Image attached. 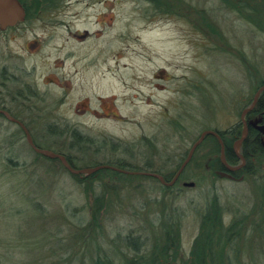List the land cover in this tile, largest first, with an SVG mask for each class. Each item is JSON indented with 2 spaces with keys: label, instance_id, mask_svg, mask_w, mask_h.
<instances>
[{
  "label": "rangeland",
  "instance_id": "obj_1",
  "mask_svg": "<svg viewBox=\"0 0 264 264\" xmlns=\"http://www.w3.org/2000/svg\"><path fill=\"white\" fill-rule=\"evenodd\" d=\"M24 1L30 10L25 26L13 32L0 29V76L8 79L10 89L12 85L14 88V94L5 92L3 87L8 86L0 78V98L11 107L22 103L32 109L27 112L24 107L23 117L34 122L33 127L28 126L33 143L34 139L43 146L54 143L63 153L77 159L79 170L97 167L94 163L104 158H123L140 176L125 182L104 173L83 174V183L77 184L69 172L55 163H35V154L24 134L0 118L2 264H80L81 259L92 264L93 252L88 248L93 247L92 243L99 244L116 264H123L125 257L120 254L123 245L119 241L112 243L117 236L132 234L154 244L168 226L166 222L176 223L180 233L179 255L187 256L198 235L201 216L215 198L230 216L236 210L256 215L259 198L264 196L260 189L264 191V164L257 160L251 167L253 173L242 180L223 179L212 172L210 164L215 156L206 145L187 172L190 178L163 195L161 185L141 173L169 174L175 171L171 167L175 155L182 152L187 158L205 131L224 132L245 122L242 114L251 107L264 82V0L251 1L246 12L232 11L220 0H184L183 3L169 0L176 14L155 17L145 12L148 10L145 4L135 3L138 0H67L61 9L45 12L33 6L34 0ZM198 8L207 13L208 16L201 11L203 18L207 16L211 20L210 26L202 20ZM98 19L106 20L107 28L97 24ZM78 31H89L90 39L80 41L75 36ZM118 54L125 57L120 60L121 67H132L121 69L123 78L117 75L115 78L111 71L118 68L115 67ZM151 58L152 62L146 60ZM88 62L96 65V71L101 68L109 79L100 84L102 91L95 92L89 73L84 77L85 83L82 72L78 77V70L86 69L83 65ZM144 67L149 72L162 68L170 73L175 70L179 76L187 69L194 84L191 96L176 97L177 101L171 102L172 95L166 91L159 94L158 104L137 103L138 114L129 123L74 114L78 103L86 102V105L90 100L93 110H97L98 94L106 96V100L110 95L121 97V113L131 117L128 114L132 106L123 102V98L133 93V87L127 89L122 83L127 80L130 84V76L139 75ZM32 68H36L37 80L30 106L24 94L16 98L14 84L19 76L30 78L26 76ZM46 77L54 83L44 85ZM64 78L73 87L66 104L60 107L59 114L65 120L55 119L59 117L57 100L63 98V91L56 83L65 84ZM98 78L101 75H95L96 81ZM178 84L182 83L177 81ZM43 108L57 111L53 110V118L38 117ZM55 123L77 125L96 139L107 136L119 139L128 149L111 151L110 145L100 153L70 149L69 136L61 140L56 136L51 138L47 132V127ZM143 136L155 137L158 150L154 152L146 146L136 149ZM239 141L235 143V151L242 156ZM95 154H99L97 159ZM17 160L25 166H15ZM151 164L154 166H146ZM185 183H195V187H184ZM98 197H104L107 204L99 219L101 231L94 229L86 234L69 214L81 213L88 220ZM32 204L37 213L33 212ZM91 234L96 236L95 243L81 239ZM243 245L245 264H264V225L250 233ZM124 253L132 256L127 249Z\"/></svg>",
  "mask_w": 264,
  "mask_h": 264
},
{
  "label": "trees",
  "instance_id": "obj_2",
  "mask_svg": "<svg viewBox=\"0 0 264 264\" xmlns=\"http://www.w3.org/2000/svg\"><path fill=\"white\" fill-rule=\"evenodd\" d=\"M19 1L26 7V2L24 0H19ZM66 1L67 0H34L33 6L36 5L39 11L45 12L44 10L47 9H51V10L56 8L61 9L63 7V3ZM178 1L183 3L184 0H178ZM220 1L225 5L226 8H229L232 11L237 10L239 12H246L249 11L246 5L254 0H220ZM135 3L145 4L146 8L148 9L145 12L147 14L152 13L154 17L155 15L174 16L176 14L175 6L170 4L169 0H138ZM27 10H28V16H30L29 8H27ZM187 10H190V8H188ZM199 10L200 11L198 10L197 11L201 13L202 20L206 23V25L210 26L212 22L207 17L208 16L207 13L204 10L201 9ZM201 11L204 13V15L207 16L203 18L202 15L203 13ZM0 78L4 79L2 78V76H0ZM4 81L8 86L6 87L5 85V87H3L5 89V92H8V94L11 93L14 94L13 85L10 89L8 85L9 83L8 79L7 80L4 79ZM192 86H194V84H192ZM195 86L197 87L198 85L195 84ZM260 86L261 89L264 86V82L261 83ZM15 92L17 99L22 98V95L20 94L22 92H18V94L16 90ZM32 92L35 93L34 91ZM31 97H33V94H31ZM0 102L5 103L1 98H0ZM28 102L31 101L28 100ZM261 115L264 117V91L260 94L254 109L246 116V120L250 122L251 119ZM43 116H47V115H41L39 112L38 117H43ZM1 118L4 120V122H7L10 126L18 128L19 134L23 133V131L19 127L15 126L12 123H9L6 119H4V117ZM24 121L28 124V126L30 124L33 127L34 125L33 121H28L27 119H24ZM8 124L4 125L7 129H8ZM47 132L50 134L51 138L53 136H56L61 138L62 140L64 136L68 135L69 129L63 130V128L59 127V123H55L47 127ZM243 132H244V123L240 122L239 124L233 126L227 131L224 132L219 131L220 139H218V137L216 136H211V135L207 136L203 141V143L201 144V146L198 147V149L194 153L191 161L184 168L178 181H176L173 184V186L164 185L161 183L160 180L154 177L144 176L142 174L141 176L156 181L159 185H161L160 188L163 195L164 193L173 190V188L178 186V184L181 183L182 181H186L187 179L190 178L189 176H187L188 170L193 165V163L196 160H198L199 158L197 157L198 153L200 151H203V149L206 148V145H208L215 156V158L212 160L210 164L211 170L215 174V176H218L223 179H229L232 181H240L244 178V176L253 173V170L251 169L253 165V161L257 160L259 161V164L260 163L264 164V145H263L264 136L259 131H257L252 127L249 128L248 136L242 143L241 146L242 156L236 153L235 143L242 138ZM15 134L16 132L13 135ZM261 137H263V141L261 140ZM71 139H72V143L70 145V149H80L81 151H87L86 145L92 144L87 139L80 138L75 132H72ZM107 142L109 141L104 140L100 143L102 145H106ZM140 143L141 142L137 143L136 149L139 148ZM34 144L40 149H51L56 153L58 152L62 154L66 158L68 164L73 169L79 170L77 167L78 166L77 159L66 153H63V149L59 147L56 148L54 143L51 142L50 143L51 145L46 144L43 146V144L41 143L39 144V142L34 139ZM144 146H146L147 148H149L154 152L157 151L159 148L158 141L156 139L155 140H153L152 138L147 139V137ZM120 148L121 146L117 145L115 149L118 150ZM123 148L128 149V147H123ZM33 152L35 154V158H34L35 163H39L40 161L55 163L57 166L61 167L66 173L69 172L58 159H52L45 155L38 154L34 150ZM185 155H186L185 153L182 155V152H180L179 154L175 155V159H173V161L171 162L172 163L171 167L175 169V171L177 172L172 171L169 174H165L162 171H160L153 173L160 175L167 183L172 182L173 179L176 177L177 173L180 171L182 165L186 162L187 158L184 157ZM221 158H223L224 162L221 161ZM243 161H244V166H242L240 169L236 171H230L227 168V166L231 168H238L243 164ZM15 162H16V164H14L15 166L16 165L25 166V165H21L19 163V160ZM151 166L152 165H148L147 167H151ZM116 168L129 173H123L111 169H104L96 172V174L98 173L97 175H99L100 173H104L110 176L112 179L116 178L119 179L120 181H125V182H132L134 179H138V176H140L138 174H132V172L137 171L133 167L127 165L126 166L119 165L116 166ZM47 175L49 176L50 174L47 173ZM69 175L77 184L83 183L81 180L82 175H73L70 172ZM187 188H191V187H187ZM260 189H261V193L264 194V191L262 192L263 189L262 188ZM104 191L107 192L105 187H104ZM259 201H260L259 202L260 207L256 211V215L254 214V212L247 213L245 211L236 210V213L230 216L225 211V209L220 205L219 200L215 198L214 202L207 207V210L201 216L198 235L195 238L190 253L187 256L179 255L180 245H179L178 236L180 235V233L176 229L177 226L175 222L173 223L166 222L168 224L167 226L168 228L166 227V229L163 230L162 236L158 237L154 244H152V242L149 243L147 240H143L139 236H133L132 234L127 235L125 237L117 236V238L113 240L112 243L116 244L119 241L121 245H123L124 249H127L130 252V254H132V256H128L127 253L126 254L124 253V249L121 250L120 254L125 257V261L123 264H245L243 260V255L245 254L244 253L245 247L243 245V242L247 239L250 233L257 231L258 226L264 225V196L262 197V199L259 198ZM32 207L35 209V211L33 212L37 213V209L33 206V204ZM106 208H107V204L105 203L104 197L103 198L98 197L94 199V206L88 220L86 215L84 214L82 215L81 213L74 212L72 214L70 213L69 215L72 219H75L77 223L76 224L77 227L84 228L82 229L83 232L88 234L89 231L91 233L94 232V229L100 230L99 219L101 218V216H103ZM228 216H230L229 220L227 218ZM85 238L87 242L95 243L94 240H96V236L94 234H91L90 236H85L81 239L83 240ZM92 246L93 247L88 246V248L89 249L91 248L93 252L92 264H116L113 258L111 259V257L108 256V254L102 252L99 244L95 246L92 243ZM8 256H11V253H9ZM81 260L82 261H80V264H86L83 259ZM0 263L2 264V262Z\"/></svg>",
  "mask_w": 264,
  "mask_h": 264
},
{
  "label": "flooded vegetation",
  "instance_id": "obj_3",
  "mask_svg": "<svg viewBox=\"0 0 264 264\" xmlns=\"http://www.w3.org/2000/svg\"><path fill=\"white\" fill-rule=\"evenodd\" d=\"M99 3H101V2H99ZM24 9L26 11V18H25V20L23 22H19V23H17L13 27H7L5 29H1L0 28V29L2 31L5 30L7 32H13V31L18 30L21 27H24L25 24L28 22V19H29L28 10H27V8L25 6H24ZM111 21H112V19H111ZM105 22H106V20H105ZM105 22L104 21H99V19H98L97 24H99L102 28H107V25H106L107 22L106 23ZM75 36L77 38H79V39L81 38L80 41H85V40L90 39V33H89V31H86L85 33L78 31V32L75 33ZM127 50L128 49H124L123 51H127ZM105 52H109V51L106 49ZM123 57L124 56H121L120 57V55L118 54V57L116 58V61L117 62H116V65H115V67H118V68H116L114 70H111L114 73V77L115 78H116V75L123 78V76L121 75V73H122V70L121 69L122 68H124V70L125 69H130V70L132 69L131 65H129V66L128 65H124V66L121 67L120 60H122ZM146 60L148 62H152L153 61L152 58L151 59H146ZM105 61H106L105 64H107L108 63V60L106 59ZM83 66L86 69L82 68V69L78 70V72H77L78 77H79V74H81V72H82V78H83L82 81L84 82V77L89 73V75L91 76V83H92V85L95 84L93 86V88L96 89L95 92L99 91L100 90V84L102 82H103L102 84H105L109 80L107 78V75L104 73V71H102L101 68L98 71H96L94 69L96 67V65H94V64H92L90 62H88L86 65H83ZM35 69L36 68H32V70L27 73V76L26 77H30V78H25L24 79L22 76H19V77L15 78V88H16L17 94H18V92H22L20 94L21 95L24 94L25 97L27 98V100H31V101L33 99V97L31 98V94L34 95V93L32 92L33 91V87L35 85L34 83L37 80L36 79V70ZM189 70H191V69H189ZM187 73H189V71L186 69L184 71V73L181 76H179V75H176L175 74V70H174V72H171L170 73L169 71L167 72L165 68L156 69L154 71L149 72V69L146 68V67H144L142 69V71H140V74L139 75L135 74L134 77H131L130 76V80H131L130 84L127 83V80H126V82H124L122 84L127 89L130 88V85H132V87H133L132 88L133 93L130 94L129 96H127V98H125V99L123 98V102H129L130 105L132 106V108L130 107V109H131L132 112L128 114V115H132L131 117H125L124 115H122L121 108H120V105H119V100H122V98L119 97V96H117V95H110L111 97L108 100H106L105 99L106 96L96 94L97 97L95 99H96V101L98 103H100V105L97 108V110H93V108H92L93 106H92V103H91V100H90L87 103L88 105H85V103H83V105H84L83 106L82 105V102L81 103H78L77 104V108L74 111V114L77 113V115L79 117H82V116H91V117L95 118L96 120H101V121H103V120L104 121H106V120H114L117 123H129V121L134 120V118H136V114H138L137 107L135 106V104H137V103L148 104V105L158 104V102H159L158 101V97H160L159 96L160 93H163V92H166V91L168 93H171V95H172V97L170 98L171 99L170 100L171 102H173V101L176 102L177 101L176 97H180V98L190 97L191 96V93H192L191 92V88H193V86H192L191 78H188ZM95 75H101V78H98L99 80L96 81L95 80ZM46 79H48V78L47 77L44 78V81ZM64 80H65V84L60 83V82H57L56 83L57 87L58 88H61L62 91H63V94H62V97L63 98L60 97L57 100L58 107H59L58 108L59 109L58 114H59L60 110L62 109V107L66 104L65 103L66 102V99H68V97L71 94L72 89H73V87L71 86V84L65 78H64ZM46 81H47V83L45 82L46 84L44 83V85H49V84L54 83L53 80H46ZM177 81H179L180 83H182L183 86H182V84H178L177 85ZM136 86H138L139 88L136 87ZM28 88H30V90ZM100 91H102V90H100ZM5 103L0 102V111L8 113L12 118H14L17 121H19L20 123H22L26 127V129L28 130V132H30L28 125L24 121V119H27V118H25V117L22 118L24 116L22 113H24V107H25V105H23L21 103L20 105H17L16 107H11L8 103H6V104ZM28 104H29V102H28ZM105 106H108V107L106 108ZM60 107H61V109H60ZM81 107H82V109H81ZM83 107H85V108H83ZM133 107H134V110H133ZM108 109H112V110H108ZM53 110H56L57 111V109H53ZM53 110L51 108H43V109L40 110V114L41 115H47V116L53 118V116H52ZM81 110H83V112H81ZM25 111L31 112L32 109L25 107ZM1 117H4V119H6L9 123H12L15 126L19 127L23 131V133L25 134V136H26L25 130L22 128V126L20 124L13 123V122L9 121L8 118L5 115H3V114H0V118ZM61 118H63L64 120L67 119V118H65L62 115V113L59 114V117L58 116L55 117V119H61ZM252 121H260L259 125H263L264 124V117L262 115L261 116H257V117H255V118H253V119L250 120V122H252ZM245 122H247L248 125L250 123L248 120H245ZM138 125L143 127V124L142 123H140ZM59 127L60 128H63V130H68L69 129V133L67 135V136H69V139L71 140L70 143H69V148H70V145L72 143V139H71L72 132L77 133V135L80 138L87 139L88 141H90L92 144H87L86 145V149H87V151L90 150V151H92L94 153L103 152L104 150L107 149V146H109V145H110L111 151L112 150H114V151L117 150V149H115L117 145H120L121 146L120 149H122L123 147H125V144L121 140L115 139L113 137H108L107 136V137H103L102 139H100V138H98V139L93 138L89 134H85L80 128H77V125L73 127L69 123V124H66L64 126H60L59 125ZM208 131H210V130H208ZM214 132H216V133L219 134V131H216L215 130ZM150 138L151 137H147V139H150ZM152 139L155 140L156 138L154 137ZM104 140H108L109 142H107V144L105 143L106 145H102L100 142H102ZM261 140L263 141V137H261ZM145 141H146V136H143L141 138V140L139 141V142H141L139 144V146L144 147V145H145L144 142ZM35 147L38 150L50 151V150L40 149L36 145H35ZM32 149L36 153H38L34 148H32ZM77 150H80V149H77ZM38 154H41V153H38ZM57 154H60V153H57ZM60 155L63 156L62 154H60ZM188 156L189 155H187V158H188ZM98 157H99V154H95L94 155V158L95 159H97ZM52 159H54V158H52ZM94 161H96V160H94ZM147 161L150 162V160H147ZM94 164H97L98 166H107V167H113V168H116V166H119V165H125V166L127 165V166H130V164L128 163V161L126 159H123V158H117V159H114V158H104V161H102V162H96ZM151 165L154 166L153 164H151ZM146 166H148V165H146ZM132 173H137V172H132ZM147 173L148 172L141 173V174L144 175V176L152 177L150 175H147Z\"/></svg>",
  "mask_w": 264,
  "mask_h": 264
},
{
  "label": "water",
  "instance_id": "obj_4",
  "mask_svg": "<svg viewBox=\"0 0 264 264\" xmlns=\"http://www.w3.org/2000/svg\"><path fill=\"white\" fill-rule=\"evenodd\" d=\"M25 18H26V11L24 9V6L22 5V3L19 0H0V28L1 29H5L7 27H13L17 23L23 22L25 20ZM263 91H264V86L257 92L256 97H255L251 107L243 112V114H242V118L243 119H244V117H246L254 109L255 105L257 104L258 98H259L260 94ZM0 114L5 115L8 118L9 121H11L13 123H18V124H20L22 126V128L25 130V133H26L27 142L31 145L32 148H34L38 153H41V154H43V155H45V156H47L49 158L59 159L62 162V164L66 167V169L73 175H83V174L91 175V174H94V173H96V172H98L100 170H104V169H111V170L120 171V172H123V173H129V172H126V171H123V170H119L117 168L107 167V166H97V167H94V168L82 169V170L73 169L68 164L66 159L63 156H61L60 154L54 153L52 151H42V150L36 149L32 139H31L30 133L28 132V130L26 129V127L22 123H20L16 119L12 118L6 112L0 111ZM243 123H244V132H243L242 138L239 141L240 144H242L243 141L247 138L248 132H249V127H252L254 129H256L257 131H259L264 136V124L263 125H259L260 121L250 122L249 125L247 124V122H243ZM209 135L216 136V137H218V139H220L219 134L214 132V131H206V132H204L202 134L201 138L199 139V141L196 142L195 145L193 146V148L191 149L186 162L183 164V166L181 167L180 171L177 173L176 177L173 179L172 182L167 183L158 174L147 173V175H150V176L160 180L161 183L164 184V185L172 186L178 180V178L180 177L182 171L187 166V164L191 161L196 149L202 144L204 139L207 136H209ZM223 162H224V160H223ZM243 165H244V161H243V164L240 167H238V168H231L229 166H227V168L230 171H236V170L240 169ZM132 174H138V173H132ZM184 186L185 187H194V183H185Z\"/></svg>",
  "mask_w": 264,
  "mask_h": 264
},
{
  "label": "bare ground",
  "instance_id": "obj_5",
  "mask_svg": "<svg viewBox=\"0 0 264 264\" xmlns=\"http://www.w3.org/2000/svg\"><path fill=\"white\" fill-rule=\"evenodd\" d=\"M106 17V16H105ZM111 17V16H110ZM108 18V17H107ZM103 19V18H102ZM110 18H108L107 20H109ZM107 22H110V20L109 21H107ZM49 79V78H48ZM86 103V102H85ZM82 105H83V103H82ZM87 105V104H86ZM109 105V104H108ZM81 106V105H80ZM79 106V107H80ZM84 106V105H83ZM106 108L108 107V106H105ZM83 108H85V107H83ZM110 108V107H109ZM81 109H82V107H81ZM108 110H112V109H108ZM105 111V110H104ZM107 112V111H106ZM107 114V113H106Z\"/></svg>",
  "mask_w": 264,
  "mask_h": 264
}]
</instances>
